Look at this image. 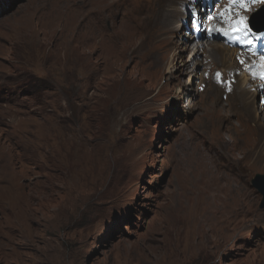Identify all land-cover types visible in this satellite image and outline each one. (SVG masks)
I'll list each match as a JSON object with an SVG mask.
<instances>
[{"label": "rangeland", "instance_id": "rangeland-1", "mask_svg": "<svg viewBox=\"0 0 264 264\" xmlns=\"http://www.w3.org/2000/svg\"><path fill=\"white\" fill-rule=\"evenodd\" d=\"M260 5L228 15L249 18ZM226 7L0 0V154L13 157L21 193L15 210L17 192L0 182V264H264V196L254 185L264 174L255 119L264 111V32H234L220 15ZM160 13L173 28L149 23L139 42L99 37L84 60L82 19L108 36L127 16H147V25ZM195 31L215 49L195 55ZM88 62L89 108L80 87ZM133 83L149 93L134 97ZM212 133L223 142H206Z\"/></svg>", "mask_w": 264, "mask_h": 264}, {"label": "bare ground", "instance_id": "bare-ground-1", "mask_svg": "<svg viewBox=\"0 0 264 264\" xmlns=\"http://www.w3.org/2000/svg\"><path fill=\"white\" fill-rule=\"evenodd\" d=\"M102 1V3L105 1V0H101ZM175 2V1H174ZM115 2H113V5H115L114 4ZM106 6H108V5H106ZM191 7H193L192 5H191ZM110 8V7H109ZM106 9V7L104 6V10ZM108 9V8H107ZM193 10H195V12H197V14L199 15L200 14V11L199 10H197V8H194ZM128 11V10H127ZM126 11V12H127ZM144 12V11H143ZM100 13V12H99ZM163 13V12H162ZM94 14V13H93ZM83 16L85 17L86 16V12H84L83 13ZM96 16V15H95ZM133 16V15H132ZM132 16H127L126 18H123V22H124V27L122 28V29H117V28H114L113 29V32L110 34V35H108V36H103V35H99V34H97V33H95V32H90V29H89V25H88V23H87V20L86 19H82L83 20V22H82V26H81V40H82V42H80V51L82 50L83 51V54H84V56L83 55H81V57H80V59H82V56H83V58H85L84 60L86 61L87 60V52L88 51H91V47L92 46H94V45H99L101 42H90L91 40H94V39H97V38H101V40L103 41V42H111V40H113V39H115V38H117V40L119 41V42H139V40H140V37L141 36H139V34L141 33V32H143V31H145V29L148 27V25H149V23H154V22H157V21H159L160 23H161V25H162V29L163 30H167V29H169V28H173V23H172V25H170V21H169V17H167V19H163L162 20V18H163V14H161L160 13V15H158V17H157V19L156 20H154V19H150V21L147 23V25H146V21L145 20H147V16H145V17H135L134 16V18L132 17ZM195 16V15H194ZM215 17H216V15H214L213 16V18L211 19V20H209V24H208V26L210 27V29L211 30H214V29H216L215 28V26L217 27V22L215 21ZM139 18V19H138ZM152 18H153V16H152ZM197 18V17H196ZM182 19V18H181ZM205 21V20H204ZM195 23V22H194ZM16 24V23H15ZM175 24V23H174ZM219 24H221L220 22H219ZM22 25V24H21ZM146 25V26H145ZM197 25V24H196ZM194 26L195 25H193L192 26V28H194ZM16 27V26H15ZM18 27V26H17ZM234 27V26H233ZM232 27V28H233ZM19 28V27H18ZM17 28V29H18ZM35 28V27H34ZM34 28H32V29H34ZM198 28V27H197ZM16 29V30H17ZM209 29V30H210ZM14 30V29H13ZM29 32H31V31H29ZM33 32H35V31H33ZM168 32V31H167ZM17 33V32H16ZM23 33H25V31L23 32ZM23 33H22V35H23ZM32 33V32H31ZM160 34H163V33H160ZM194 35H192L191 36V38H192V40H193V42H192V51H194V53H195V55H199L200 53H202V52H206L208 49L209 50H212L213 51V49H215V46H217V44L215 45L212 41H208V42H205L204 40H203V38L206 36L204 33H201V32H199V31H195L194 33H193ZM204 34V35H203ZM30 35V34H29ZM18 36H19V34H18ZM17 37V36H16ZM29 37L30 36H28V39H29ZM243 37V36H242ZM18 38V37H17ZM162 38H163V36H162ZM34 39V38H33ZM241 39V38H240ZM247 39H249V37L247 38ZM47 40V39H46ZM161 42H173L172 40H165V38L164 39H161ZM22 43V42H21ZM39 43H41V42H39ZM38 44V43H37ZM37 44H36V46H37ZM170 44V43H169ZM172 44V43H171ZM190 44V43H189ZM222 44V43H221ZM41 45V44H40ZM226 48V47H225ZM226 49H228V48H226ZM236 49V48H235ZM0 50H1V48H0ZM67 50V49H66ZM29 52L30 51H32V52H34L33 50H31V49H29L28 50ZM37 51V50H36ZM40 51V50H39ZM49 51V50H48ZM82 51H81V53H82ZM235 51V50H234ZM77 52V51H76ZM237 52V51H236ZM36 53H39V52H35L34 54H33V56H34V58L35 59H38L37 58V55H36ZM44 53V52H43ZM42 53V55L41 56H45V54H43ZM71 53H72V51H71ZM243 53V52H242ZM64 54H65V52H64ZM68 55H69V53H67ZM73 54V53H72ZM76 54V53H75ZM79 54V53H78ZM248 54V53H247ZM66 55V54H65ZM70 56V55H69ZM76 56V55H75ZM245 56V55H244ZM263 56V55H262ZM66 57V56H65ZM73 57V56H72ZM44 58V57H43ZM264 58V57H263ZM72 59V58H71ZM248 59V58H247ZM261 59V58H260ZM57 60V59H56ZM66 60V59H65ZM54 61V60H53ZM70 60H69V58H68V62H69ZM81 61V60H80ZM83 61V60H82ZM38 62V61H37ZM56 62V61H55ZM53 63V62H52ZM80 63V62H79ZM33 64V63H32ZM36 65L38 64V63H35ZM55 64V63H54ZM53 64V65H54ZM57 64V63H56ZM55 64V65H56ZM260 64V63H259ZM30 65V64H29ZM66 65V64H65ZM74 65V64H73ZM76 65V64H75ZM189 64L186 62V60H185V62H184V68L186 67V66H188ZM69 66H71V65H69ZM89 66H90V63L88 62V65H87V69H84L83 70V72H82V81H81V89L83 90V92H84V95L86 96V99H85V102H84V104H82V105H85L87 108H89V95H88V92L90 91L89 90V79H93V80H95V76L93 77V78H90V76H91V74L93 73V71H89ZM49 67V66H48ZM47 67V68H48ZM46 68V69H47ZM259 68H261V67H259ZM42 69H44V68H42ZM72 69V68H71ZM82 70V69H81ZM44 71V70H43ZM263 71H264V69H263ZM243 74L245 75V73H242V77H243ZM264 74V73H263ZM247 76H248V74H247ZM242 77H241V79H242ZM244 83V85H246L247 84V82H248V80H247V78H246V76H245V79H244V81H243ZM251 82V81H250ZM257 82V81H256ZM258 84V83H257ZM139 85V84H138ZM138 85H136L135 83H133V89H132V91H131V94L134 96V97H140L139 99H141V98H144L145 97V95L146 94H148L149 93V91H147L146 89H139V87H138ZM243 86V85H242ZM251 86H252V84H251ZM240 87V86H239ZM244 87V86H243ZM93 88V87H92ZM253 88V87H252ZM263 88V87H262ZM126 89V88H125ZM245 89H247V87L245 88ZM89 90V91H88ZM93 90V89H92ZM248 90H249V88H248ZM253 90V89H252ZM251 90V91H252ZM259 90H261L260 88H259ZM79 91H81V90H79ZM122 91V90H121ZM123 91H124V89H123ZM129 92H130V90H129ZM254 92V91H253ZM256 93V92H255ZM123 94V93H122ZM91 95V94H90ZM133 96H131V99L133 100ZM83 99V98H82ZM138 100V99H137ZM132 103V102H131ZM246 106V105H245ZM243 107V106H242ZM264 109V108H263ZM262 109V110H263ZM246 115H247V121H255V120H252V117L254 118L255 116H253L254 114H253V109H252V107L250 106V104L249 105H247L246 106ZM251 118V119H250ZM255 119H258V126L259 127H261L263 130H264V111H263V113L260 115V116H258V118L257 117H255ZM55 125V124H54ZM61 127V126H60ZM244 128H246V127H244ZM247 129V128H246ZM45 130V129H44ZM54 131L55 130H57L56 128H54L53 129ZM48 131V130H47ZM56 135H58V137H60L59 135H62V133L60 132V133H57ZM66 135V134H65ZM64 139H66L65 137H63ZM204 138H207L206 139V142H208V143H210L211 142V140H212V138H214V139H218V141L221 143V142H223V138H222V136L220 135V134H218V133H212L210 136H207V135H205L204 136ZM249 138V137H248ZM63 139V140H64ZM78 138H69V140H77ZM41 140H42V138H41ZM62 140V139H61ZM80 140V139H79ZM58 142H59V140H58ZM28 143V142H27ZM76 143H79L78 141H76ZM69 144V143H68ZM228 145H226V147H227ZM223 147V146H222ZM216 149V148H215ZM242 149L243 150H245V146L243 145L242 146ZM207 150H208V148H207ZM204 147H199L198 148V146L196 147V152H198V156H199V159H201L202 160V162L204 163V161L203 160H205V159H207V158H209V156L206 154V151H207ZM224 150V149H223ZM209 151V150H208ZM226 152V151H225ZM256 153H258V155H259V159L260 160H263L264 161V142H260V143H258V150H257V152ZM217 154V153H216ZM228 154V153H227ZM213 157V156H212ZM11 158H13L12 156H10V155H8V154H4V155H2V154H0V182H5L6 183V188H8V190L10 189V188H12V190L13 191H15V192H17V193H15L16 195H18V200L16 201V207H14L15 208V210H18L19 209V204H20V194L21 193H19V191H17V188L19 187V185H18V181H19V178H18V173L17 172H15L14 170L16 169L15 167V169L12 167V159ZM244 158V157H243ZM210 159V158H209ZM218 159H219V157H218ZM255 161H257V162H260L256 157H254L253 158ZM239 162V161H238ZM221 163V162H220ZM240 164H241V162H240ZM247 166H248V168H250V169H252L251 167H250V165L249 164H247ZM254 167H258V165L256 164V165H253ZM262 166H263V163H262ZM264 167V166H263ZM249 170V169H248ZM247 170V171H248ZM235 171V170H234ZM245 172V171H244ZM239 174V173H238ZM240 175V174H239ZM230 178V177H229ZM230 180H232L231 178H230ZM4 190L5 189H3V188H1L0 187V196H2V194H3V192H4ZM241 196L243 195V194H240ZM15 199V198H14ZM11 205V204H10ZM29 206V205H28ZM175 235V234H174ZM173 251H174V253H176L177 251H178V246L175 244L174 246H173ZM178 253V252H177ZM176 255V254H175Z\"/></svg>", "mask_w": 264, "mask_h": 264}, {"label": "snow or ice", "instance_id": "snow-or-ice-1", "mask_svg": "<svg viewBox=\"0 0 264 264\" xmlns=\"http://www.w3.org/2000/svg\"><path fill=\"white\" fill-rule=\"evenodd\" d=\"M255 3L264 4V0H229V7H226L223 12L220 13L221 18L234 25V32H251L252 28H256L257 30L262 29L264 28V18H260L250 23L246 16H242L237 20H232L228 15L234 13V9L237 6L242 9L250 10L249 5ZM243 62L244 61H241V63Z\"/></svg>", "mask_w": 264, "mask_h": 264}, {"label": "water", "instance_id": "water-1", "mask_svg": "<svg viewBox=\"0 0 264 264\" xmlns=\"http://www.w3.org/2000/svg\"><path fill=\"white\" fill-rule=\"evenodd\" d=\"M262 9H264V6L262 7ZM253 21H255V19H253L252 22ZM259 30H264V28L259 29ZM254 185L263 193V196H264V174L259 173L255 176Z\"/></svg>", "mask_w": 264, "mask_h": 264}]
</instances>
